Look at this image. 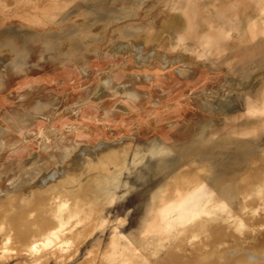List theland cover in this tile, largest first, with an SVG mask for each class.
<instances>
[{"label": "rangeland", "instance_id": "374dc122", "mask_svg": "<svg viewBox=\"0 0 264 264\" xmlns=\"http://www.w3.org/2000/svg\"><path fill=\"white\" fill-rule=\"evenodd\" d=\"M19 1L41 0L0 5ZM173 1L197 7L205 31L214 3L237 2ZM173 1L60 0L45 27H0V264H264L248 253L264 254V128L211 131L263 88L264 36L230 34L235 66L196 58ZM111 149L118 163L97 166ZM197 172L218 198L163 233L160 208Z\"/></svg>", "mask_w": 264, "mask_h": 264}, {"label": "bare ground", "instance_id": "6f19581e", "mask_svg": "<svg viewBox=\"0 0 264 264\" xmlns=\"http://www.w3.org/2000/svg\"><path fill=\"white\" fill-rule=\"evenodd\" d=\"M58 1H60V0H55L53 2L51 0H41L39 2L32 3L29 5L27 3L19 1L20 5L16 6L17 8L15 10H13V7L10 6L9 4H6V3L2 4V5H0V27L6 26L8 24L11 25V24L17 23V22H19L20 24H26L27 23V24H30L32 26H36L38 28L45 27L48 24L46 22V18L51 17V16H53V14L56 13V12L54 13L53 10L57 6ZM171 1H173V0H171ZM187 1L190 2V0H187ZM63 2H65V1H63ZM172 5H174V6L176 5L177 7H184L185 14L187 15V19H188V26H189L187 35H185L184 38L185 39L188 38V39L192 40V42H193L192 43L193 44V48H192L193 51L192 52L193 53L196 52V54L198 55V56H196V58L197 57L206 58V60H210L211 62L216 64V62L220 60L219 59L220 57H223V56L226 57V55L230 54V57L227 58V62L229 63V65L231 64V65L235 66L236 64L238 65V62H239L238 57L239 56H237L234 52L232 53L229 51L228 52L223 51L227 46V42H226L227 40L226 39L230 37V34L233 35V33L235 34V32H236L237 36H239L238 41H240L242 44L248 38L256 40L258 37H260V35L264 36V0H248V2H247V0H237V2H235V3H228L225 5H219V3H217V2L214 3L213 6L218 8L216 13H215L216 18H215V20L208 22L210 27L206 31L201 28V22L202 21L199 20V18H198L197 7L192 6L189 3L186 5H183V4H181V2L178 5L174 1L172 2ZM168 6H170V5H168ZM55 10L57 11V9H55ZM237 12H239V14H240L239 19L235 20L233 18H230L231 15H233ZM57 13H59V12H57ZM57 25L58 24H54V26L53 25H51V26L52 27H58ZM181 37H183V36H181ZM141 38H143V37H141ZM183 39H181V40H183ZM127 41H128V39L126 40V42ZM131 41H133V40H131ZM146 42L148 43L149 41H146ZM128 44H129V41H128ZM184 44L187 46V49H190L189 43L184 42ZM134 48H136V46H134ZM137 48L139 50L138 52H140V48L139 47H137ZM221 49H223V50H221ZM135 51H137V50H135ZM6 54L7 53H4V52L0 53V60L5 59L7 57ZM253 116L261 117L263 119V121L262 122L259 121L260 123H258V124L256 122H255L256 124L253 123L255 125H253L252 123H251L252 125L251 124L249 125V123H247V122L246 123L240 122L244 117H253ZM247 119H249V118H247ZM263 128H264V86L261 89V91L257 94L256 97H251V96L248 97L247 110L246 111L228 117L226 120H224V122L221 123V125L213 126L211 131L214 134L221 133L222 131H226L227 134H229V135H238L241 137V136H248V135L257 134ZM214 134H211V135L214 136ZM116 144H118V143H116ZM121 146H122V142H121ZM114 147L115 146L113 145V148ZM108 148H109V146H108ZM108 148H107V150H108ZM114 149L106 151L102 155H100V153H99V156L95 159H96L97 164H98L99 160H101L102 162L100 161V163L97 166L107 168L108 165H106V164L108 162H116L117 161V163H118V160H119L121 154H119L117 152V150H114ZM89 161H94V160L89 159ZM104 161H105V163H104ZM84 163H85L84 165L87 166L88 161L86 160ZM69 165H66L68 167L64 168V170H62L60 174L58 172H56V170H57L56 169L55 172H53L51 175H49L50 176L49 178H55L56 179V177L60 175L62 177V181H64V182L67 181V183H68V181H71V182L75 181L78 177L76 178V174L74 172V170H75L74 164L72 166L71 165L69 166ZM197 170H198V168H197ZM206 174H205V176H206ZM246 176H248V175H246ZM47 180H48L47 177H43L42 182L46 183ZM60 182H61V180H60ZM178 182H179V180H178ZM57 183L59 184V182H57ZM184 184L186 185L185 190L183 191L181 188H178L176 197L174 199H172L171 201H169L168 203L164 204V206L162 208H160V210L156 216V219H155L156 223L158 225H160V223H161L164 226V227H161L163 229L162 230L163 233H166L164 231H167L169 228H172V226L174 227L177 225H181V224L187 223L188 221L191 222L192 220L197 218L198 215H200L202 212H205V210H207L206 208H208V207L206 206L205 203L208 202V200H211V199L215 200V198L216 197L218 198V196H219L218 195L219 191L215 187H213V185L211 184V182L207 178L206 179L202 178V176L200 174H198V172L190 174L189 177L187 179H185ZM54 186L57 187V185H55V183L50 185V187H52V188H54ZM45 187H47V185ZM49 189H51V188H49ZM42 192H43V190H42ZM30 194H35V192L30 191ZM52 194H54V192ZM35 195L37 197V194H35ZM56 197H59V196H56ZM169 199H171V198H169ZM31 201H33V200H31ZM222 205H223V208L226 207V203H223ZM210 210H211V207H210ZM103 222H105V221H103ZM158 232H159V230H158ZM124 234L125 233L123 232V235ZM117 235H118L117 232L113 231V234L111 235V238H112L111 240L113 242H115L117 240ZM32 245L36 246L37 243L33 242ZM248 253L250 254L251 257H255V258H263L264 257V254L259 255V254H256L254 251H251V250H248ZM225 260L222 261L223 264H224V262H226ZM239 264H243L242 260L239 262Z\"/></svg>", "mask_w": 264, "mask_h": 264}]
</instances>
